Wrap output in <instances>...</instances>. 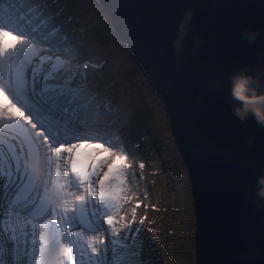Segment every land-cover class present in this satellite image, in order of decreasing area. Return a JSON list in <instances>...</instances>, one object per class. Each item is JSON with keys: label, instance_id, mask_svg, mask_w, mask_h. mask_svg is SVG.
I'll return each instance as SVG.
<instances>
[{"label": "water", "instance_id": "95a60500", "mask_svg": "<svg viewBox=\"0 0 264 264\" xmlns=\"http://www.w3.org/2000/svg\"><path fill=\"white\" fill-rule=\"evenodd\" d=\"M95 1L165 108L191 186L195 264H264V209L252 204L264 175V128L241 121L231 95L240 69L264 81V0ZM256 29L254 41L244 37Z\"/></svg>", "mask_w": 264, "mask_h": 264}, {"label": "rangeland", "instance_id": "374dc122", "mask_svg": "<svg viewBox=\"0 0 264 264\" xmlns=\"http://www.w3.org/2000/svg\"><path fill=\"white\" fill-rule=\"evenodd\" d=\"M38 3L40 26L35 35L44 49L41 54L52 57L39 75L43 78L51 72L48 83L63 85L66 89V96L58 98L60 103L67 105L71 100V107L76 110L74 117L65 116L62 123L78 138L100 139L117 148L123 146L130 154L132 169L127 184L129 195L133 197L131 206L138 203L140 207L132 230L121 232V237H127L124 242L131 244L136 239L140 243V264H195V213L188 172L153 85L113 33L95 0H38ZM57 57L61 66L52 71ZM9 95L28 115L27 106L17 100L10 89ZM29 101L39 107L31 95ZM33 122H36L35 116ZM25 126L31 128L26 122ZM38 130L39 124L33 131ZM21 139L11 129L0 133L3 141L0 149L4 153L0 156V169H3L0 173V230L9 199H15L14 193L5 187V173L15 172L16 164L8 145L15 147L24 165L28 149L27 145L21 148ZM140 163L145 165L143 169L139 168ZM16 175L18 182L23 179L27 183L26 177ZM53 178L54 167L50 181ZM31 191L30 195L43 199L42 191L35 194ZM125 208L130 211L129 205ZM144 217V223L140 224L139 220ZM40 219L42 222L43 217ZM103 227L107 230L109 226L103 223ZM79 229L80 225L73 228L74 231ZM104 235L107 243L112 238L111 233L105 231ZM108 255L111 258V251Z\"/></svg>", "mask_w": 264, "mask_h": 264}, {"label": "snow or ice", "instance_id": "6c2138e0", "mask_svg": "<svg viewBox=\"0 0 264 264\" xmlns=\"http://www.w3.org/2000/svg\"><path fill=\"white\" fill-rule=\"evenodd\" d=\"M39 16L38 0H0V133L4 129L16 131L22 137L21 148L27 145V157L33 152L41 153L49 176L54 167L50 182L71 187L83 204L71 209L49 208L46 188L43 199L30 195L32 174L21 165L15 147L9 144L16 164L15 172L5 173V187L14 193L15 199H9L0 230V264H140V243L133 239L128 244L124 242L127 237H121L122 230H132L140 207L138 203L131 206L133 197L127 184L132 169L130 154L123 146L78 138L62 123L65 116L74 117L76 110L71 107V100L67 105L60 103L58 98L66 96V89L48 83L51 72L43 78L39 75L45 62L52 60L51 56L41 54L44 49L35 35L40 26ZM59 66L57 57L52 71ZM9 89L27 106L28 115L10 98ZM29 95L39 107L30 103ZM37 124L40 130L33 131ZM3 155L0 149V156ZM144 167L139 164L140 169ZM17 173L26 177L27 183L23 179L18 182ZM125 205L130 206V211ZM144 219L139 223L143 224ZM102 221L109 226L107 230ZM75 225H80L78 231L73 230ZM105 231L112 237L107 243ZM139 231L137 228L136 232ZM250 256L259 258V253Z\"/></svg>", "mask_w": 264, "mask_h": 264}, {"label": "clouds", "instance_id": "9594fccd", "mask_svg": "<svg viewBox=\"0 0 264 264\" xmlns=\"http://www.w3.org/2000/svg\"><path fill=\"white\" fill-rule=\"evenodd\" d=\"M192 19L193 12L190 10L186 13L184 19L179 25L178 35L175 40L177 54L182 51L183 42L190 31ZM243 35L244 37L250 38V40L254 41L259 37L260 31L259 29L245 31ZM195 50L197 49L194 48V51ZM262 83H264V81H262L260 77L256 74L250 73L247 69H240L231 77V95L233 98L232 109L234 114L241 121H247L250 117H252L262 128H264V92H261L258 87V85ZM80 123L81 122L79 121L77 125H80ZM254 135L255 133L252 134V137H254ZM252 137H250V143L252 142ZM23 163L32 174L34 182L32 187L33 193L36 191L41 192L42 190L39 187L47 189L46 203L48 204V207L52 206L58 209H71L76 205L82 206L83 201L78 199V193H76L71 187H67L59 182H50L49 175L45 167L44 157L41 153L33 152L30 156L24 159ZM252 204L257 209H264V175H261L257 180L255 196L252 200Z\"/></svg>", "mask_w": 264, "mask_h": 264}, {"label": "bare ground", "instance_id": "6f19581e", "mask_svg": "<svg viewBox=\"0 0 264 264\" xmlns=\"http://www.w3.org/2000/svg\"><path fill=\"white\" fill-rule=\"evenodd\" d=\"M47 115H48V113H47Z\"/></svg>", "mask_w": 264, "mask_h": 264}]
</instances>
